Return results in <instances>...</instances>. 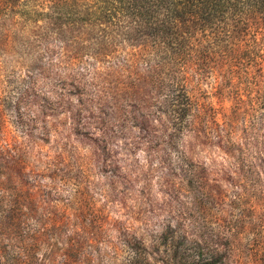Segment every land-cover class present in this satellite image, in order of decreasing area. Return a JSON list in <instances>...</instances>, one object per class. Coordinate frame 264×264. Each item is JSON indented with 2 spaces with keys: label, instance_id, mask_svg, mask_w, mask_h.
<instances>
[{
  "label": "rangeland",
  "instance_id": "374dc122",
  "mask_svg": "<svg viewBox=\"0 0 264 264\" xmlns=\"http://www.w3.org/2000/svg\"><path fill=\"white\" fill-rule=\"evenodd\" d=\"M43 26L39 40L17 23L8 41L0 27V264H131L133 238L163 264L159 237L177 222L218 245L224 264H264L256 66L239 62L230 83L212 65L190 73L186 123L150 139L138 122L154 107L123 92L145 66L134 46Z\"/></svg>",
  "mask_w": 264,
  "mask_h": 264
},
{
  "label": "trees",
  "instance_id": "16d2710c",
  "mask_svg": "<svg viewBox=\"0 0 264 264\" xmlns=\"http://www.w3.org/2000/svg\"><path fill=\"white\" fill-rule=\"evenodd\" d=\"M17 23L30 25L39 40L48 36L43 25H51L59 31L75 30L78 37L94 33L108 37V44L119 38L134 46L130 56L141 57L145 66L135 83L123 85V92L131 100L134 95L144 96L143 108L154 107L152 113L143 110L138 122L150 139L161 135L173 139L186 123L193 107L187 91L190 73L212 65L230 83L237 64L244 62L264 76V0H0V27L6 41V29ZM248 35L247 48L243 40ZM72 64L66 61L68 68ZM128 66L138 73L135 64ZM117 68L122 71L123 65ZM129 118L137 121L133 114ZM152 118L164 119L166 125L161 122L156 129L150 124ZM154 146L149 148L158 144ZM133 239L128 243L131 264H150L146 247ZM159 239L165 247L163 264L225 263L218 245L201 235L188 236L180 222L167 224Z\"/></svg>",
  "mask_w": 264,
  "mask_h": 264
}]
</instances>
